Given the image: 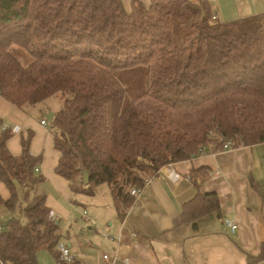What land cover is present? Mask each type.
I'll list each match as a JSON object with an SVG mask.
<instances>
[{
    "label": "trees",
    "instance_id": "trees-1",
    "mask_svg": "<svg viewBox=\"0 0 264 264\" xmlns=\"http://www.w3.org/2000/svg\"><path fill=\"white\" fill-rule=\"evenodd\" d=\"M212 16L205 0H131L129 12L121 0H0V97L35 107L61 96L47 125L55 173L73 196H93L106 184L123 219L132 188L206 144L264 143V13L229 22ZM2 126L0 182L8 196L0 197V264H38L40 249L66 264L58 259L59 225L36 193L44 177L29 152L34 133L21 137L13 156L12 131ZM207 171L193 168L189 177L196 182ZM211 212H219L217 194L198 192L180 220L196 228ZM261 258L264 246L247 260Z\"/></svg>",
    "mask_w": 264,
    "mask_h": 264
},
{
    "label": "crops",
    "instance_id": "crops-1",
    "mask_svg": "<svg viewBox=\"0 0 264 264\" xmlns=\"http://www.w3.org/2000/svg\"><path fill=\"white\" fill-rule=\"evenodd\" d=\"M121 1L129 12L131 0ZM205 1L210 5L214 22H229L264 13V0ZM31 107H19L0 97L2 125L11 130L17 128L12 134L21 132L26 128L27 111ZM48 108L54 114L60 107ZM43 118L31 126L36 136L41 135L43 140L40 146L36 145L34 135L29 152L40 159L38 174L62 190L61 181H66L55 173L58 154L48 125L40 123ZM11 152L13 156L19 154ZM201 166L208 167V171L204 176L199 174L193 182L189 172ZM170 169L178 178L166 177L167 169L149 178L139 196L126 209L123 219L119 217L113 199V206L108 204L106 208L108 220L105 226L99 225L87 213L98 225L97 228L87 224L88 229L103 233L102 238L89 243L81 236L73 241L67 236L65 245L76 256L74 264H251L247 258H257L261 254L264 246V143L231 150L216 149L208 143L197 157L174 163ZM0 184L4 189L0 191V197L6 199L8 192ZM198 192H215L219 212L202 215L193 228V222L181 223L180 213L183 204ZM47 207L58 220L52 205L47 203ZM224 218L235 224L234 232L224 225ZM132 233L135 237H131ZM104 235H121V241L104 239ZM103 254L109 258L103 259ZM37 262L57 264L53 254L45 249L37 252ZM255 264H264V258Z\"/></svg>",
    "mask_w": 264,
    "mask_h": 264
},
{
    "label": "rangeland",
    "instance_id": "rangeland-1",
    "mask_svg": "<svg viewBox=\"0 0 264 264\" xmlns=\"http://www.w3.org/2000/svg\"><path fill=\"white\" fill-rule=\"evenodd\" d=\"M61 100L62 99L60 95H53L44 100L39 106L36 105L35 107H31L30 111H27L28 117L26 119V128L22 129L19 133L13 134V136L8 139L6 144L8 152L12 154L11 151H13L14 153L19 152L20 154L21 137H26L28 130L34 131V135L36 136V131L31 128V126L34 123H38L39 120L44 117L47 112H49L48 106L59 108L62 103ZM43 119H45V117ZM42 140L43 139L41 135L36 136V145L39 144L40 146ZM19 154H17L16 156H18ZM61 183L64 185L62 190L57 189L55 185L50 184L47 180H45V178L43 182L39 183L36 186V193L39 195H45L46 206L47 203H49L57 213V219L59 221L58 225L62 233L61 241L65 243L67 236L70 237L71 241L75 240L79 236L88 240L89 243L90 241L101 240L99 238H102L103 233L99 232L97 234L96 232L98 231H95L93 228L92 230L88 229L89 226L82 217V211L86 210V212L90 216L95 218L99 225L105 226V223L108 220V217L106 216V208L108 207V204L110 206H113L112 198L110 195V187L106 184L98 186L93 196H86L83 194H77L76 196H73L70 189L68 188V185H66V183H64L63 181H61ZM3 190L4 189L0 184V191L3 192ZM54 190L57 192V194L54 192ZM69 198H71V201L68 200ZM73 202H75L76 204ZM92 212H95L98 215H93ZM111 212L115 214L114 211ZM101 213L103 215H101ZM4 217V214L0 215V220H3ZM21 219L23 222L26 221L24 217H22Z\"/></svg>",
    "mask_w": 264,
    "mask_h": 264
},
{
    "label": "built area",
    "instance_id": "built-area-1",
    "mask_svg": "<svg viewBox=\"0 0 264 264\" xmlns=\"http://www.w3.org/2000/svg\"><path fill=\"white\" fill-rule=\"evenodd\" d=\"M213 18H214V16H212V19H213ZM40 123H41L42 125H47V124H48V122H47L45 119H42V120L40 121ZM1 128L4 129V128H6V127H5V126H2ZM16 129H17V128H13L11 131H14V132H15ZM233 148H235L234 143H233L232 141H230V140H227V141L223 142L222 147H221L220 149H221V150H231V149H233ZM201 152H202V151H201ZM170 166H171V165H168V166L162 168V169L160 170V172H161V173H162V172L164 173V169H167V172H168V173L165 174L166 177H168V178L171 179V180H176V179L178 178V175L175 174V173L173 172L172 169H170ZM35 171H36V172L39 171V168L36 167V168H35ZM160 172H159V173H160ZM147 182H148V180H146V184H147ZM142 190H143V188H132L131 191H130V194L133 195V196H135V197H137V196H139V194L141 193ZM82 217L84 218V220H85L88 224H90V225L93 226V227H97V228H98V225L96 224L95 220H93L92 218H90V217L88 216L86 210H83V211H82ZM49 218H50L51 220H55V219H56V217L54 216V214H53L52 212L49 213ZM223 223H224V225L229 229L230 232H234V231H235L236 226H235V224H234L232 221H230V220L224 218V219H223ZM0 229H1V226H0ZM131 237H135V233H132V234H131ZM103 238H104V239H109V240H114V241H116V242H118V243L121 241V235H118V236H116V237H114V236H110V235H104ZM57 248H58V251H59L58 259H59L60 262H63V263L68 264V263H72V262L75 261V257H76L75 254H73V253L69 250V248L65 245V243H63V242H59L58 245H57ZM102 257H103V259H105V260H107V259L109 258L107 254H103ZM125 262H128V260H125ZM128 264H129V263H128Z\"/></svg>",
    "mask_w": 264,
    "mask_h": 264
},
{
    "label": "water",
    "instance_id": "water-1",
    "mask_svg": "<svg viewBox=\"0 0 264 264\" xmlns=\"http://www.w3.org/2000/svg\"><path fill=\"white\" fill-rule=\"evenodd\" d=\"M45 119L47 120V122H50L53 118V112L49 111L44 115ZM89 181V174L86 170H83L81 172V182L83 185L87 184ZM56 223L58 224V220H56Z\"/></svg>",
    "mask_w": 264,
    "mask_h": 264
}]
</instances>
